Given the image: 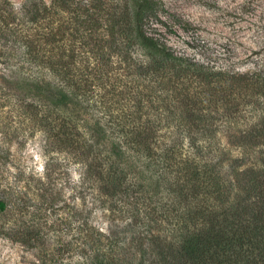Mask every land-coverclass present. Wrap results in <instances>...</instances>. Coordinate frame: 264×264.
<instances>
[{
    "label": "trees",
    "instance_id": "16d2710c",
    "mask_svg": "<svg viewBox=\"0 0 264 264\" xmlns=\"http://www.w3.org/2000/svg\"><path fill=\"white\" fill-rule=\"evenodd\" d=\"M164 10L0 0V30L23 46L22 76L6 81L46 151L88 183L76 264H264V70L177 52L157 28ZM98 204L123 228L96 225Z\"/></svg>",
    "mask_w": 264,
    "mask_h": 264
},
{
    "label": "rangeland",
    "instance_id": "374dc122",
    "mask_svg": "<svg viewBox=\"0 0 264 264\" xmlns=\"http://www.w3.org/2000/svg\"><path fill=\"white\" fill-rule=\"evenodd\" d=\"M161 1L157 28L174 50L220 68L264 70V0ZM14 40L0 30V264H76L84 258L88 183L81 166L46 151L43 130L24 111L25 93L6 81L22 76L23 46ZM91 211L106 231L124 226L99 204Z\"/></svg>",
    "mask_w": 264,
    "mask_h": 264
}]
</instances>
